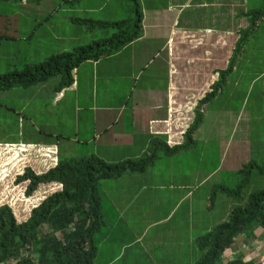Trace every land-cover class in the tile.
I'll return each instance as SVG.
<instances>
[{"label": "crops", "instance_id": "1", "mask_svg": "<svg viewBox=\"0 0 264 264\" xmlns=\"http://www.w3.org/2000/svg\"><path fill=\"white\" fill-rule=\"evenodd\" d=\"M16 1L19 4L13 6V21L0 23V74L21 71L63 53L44 52L49 38L54 44L61 41L51 33L49 19L55 11L67 15L68 10L79 8L74 7L78 3H67L68 0H60L51 10H43L46 6H40L42 2L31 6V0ZM139 3L142 26L145 14L152 15L156 22L151 37L148 29L142 27L139 38L118 53L79 65L72 72L71 85L62 89L57 90L59 76H54L29 88L6 91L13 94V99H19L18 107L7 110L16 112L18 118L12 120L20 128L18 135L30 137L29 141H7L0 146L27 152L25 167L44 172L59 158H81L80 154L117 162L151 154L159 141L168 147L180 144L192 122L196 103L211 91L219 72L226 69L233 55V72L239 69L254 36L260 28L264 29V18H259L264 7H259V0H163L162 3L139 0ZM109 4L110 0H99L97 6L87 4L83 11L90 13ZM74 18L79 17L72 13L66 19L73 24ZM244 34H247L244 47L234 52ZM142 55L146 58L140 61ZM155 59L160 65L150 71L148 65ZM260 73L264 75V67ZM206 104L201 106L206 108ZM160 156L161 150L141 173H125L99 182L100 202L112 207L107 217L102 215L105 223L122 224L123 228L126 224L124 230L130 232L140 223L146 225L141 234L122 242L115 255L100 249L106 241L104 236H98L102 227L95 236V263L138 264L146 253L155 259L163 256L183 259L188 255L187 247L194 243L195 255L189 262L194 264L199 256L196 238L225 221L232 206L227 212L221 211L224 206L215 208L209 199L213 188L201 191L193 199L194 192L211 173L202 177L198 168L191 170L195 183L188 182L185 177L175 176L171 165L161 172L155 164ZM49 185L60 188L55 182ZM150 229L155 230V239L147 251L151 243H143V233ZM162 230L171 233L172 245L165 244ZM250 243L245 237L238 239L226 257L240 253L246 256V261L259 262L258 253H254L256 247ZM187 260H182V264Z\"/></svg>", "mask_w": 264, "mask_h": 264}, {"label": "trees", "instance_id": "2", "mask_svg": "<svg viewBox=\"0 0 264 264\" xmlns=\"http://www.w3.org/2000/svg\"><path fill=\"white\" fill-rule=\"evenodd\" d=\"M75 1L68 0L67 3ZM128 2L131 5V17L121 21L71 19L73 24L89 29L112 28L116 30L112 38L51 56L47 61L27 66L21 71L0 74V92L29 88L54 76H59L57 90L62 89L71 85L72 72L82 63L116 54L138 39L142 31L143 12L139 0ZM259 18H264V10L259 11ZM246 39L247 34H244L235 45L234 52L244 47ZM234 65L233 55L226 69L219 72V78L211 91L196 103L192 122L180 144L168 147L164 141H159L160 146L157 143L151 154L117 162L89 155L59 158L54 166L44 172L25 167L15 180L17 186L28 180L25 197L33 196L41 185L52 182L59 183L61 189L34 208L25 222L19 223L9 206H0V264H95V236L105 225L101 214L99 182L118 178L125 173L145 171L160 150L162 154L173 155L188 148L193 143L192 134L201 122V105L217 95L221 83L232 74ZM254 169L264 176V161H251L240 169L241 179L234 189L219 185L213 188V192L218 191L235 201L240 200L237 202L243 201L244 190L250 185ZM44 226H47V230ZM259 232L264 235V188L250 194L244 206L232 207L225 221L196 238L199 256L194 264H257L255 260L245 261L246 256L226 257V254L243 234L247 238H255Z\"/></svg>", "mask_w": 264, "mask_h": 264}, {"label": "rangeland", "instance_id": "3", "mask_svg": "<svg viewBox=\"0 0 264 264\" xmlns=\"http://www.w3.org/2000/svg\"><path fill=\"white\" fill-rule=\"evenodd\" d=\"M40 2H42L40 6H46L42 8L43 10H51L53 6H57L61 1L31 0L29 5L36 6L35 3ZM160 2L162 3L163 0H160ZM73 3H78L74 7L79 8L68 10L67 15L58 13V11L53 12L51 15L49 19L51 33L60 37L61 41L54 44L49 38V45L44 51L45 53L69 52L77 46L91 45L99 40L110 39L116 33V30L109 27L89 29L83 25L70 24L66 18L72 13L79 18L88 17L94 20H110L113 22L131 17V5L128 0H110V4L106 8L91 11L90 13H85L83 11L84 7L87 4L95 7L99 0H77ZM18 4L16 0H0V23H5L7 20H11L9 22L13 21V17L11 18L13 16V6ZM259 7H264V0H259ZM20 21L26 22V19H21ZM27 22H29V19ZM46 26L49 27V25ZM155 26L156 22L152 15L145 14L142 27L145 30L146 28L148 29L146 32L150 37ZM144 58H146L145 55H142L139 60L142 61ZM159 65L160 62L155 59L150 62L148 69L151 71ZM263 67L264 29L260 28V31L254 36V43L251 44L245 60L240 62L239 69L225 78L224 82L221 83L220 91H218L213 100L207 102L206 108L201 106V122L192 134L193 143L190 147L172 156L162 154L159 161H156L155 164L160 167L161 172L171 165L175 176L185 177L188 182L192 180L195 183V174L191 176L189 173L191 170L195 171L198 168L202 177L211 173L209 177L204 179V185L194 192L193 199L201 191L211 190L219 185L234 189L241 179L240 169L251 161H264V75H260V70ZM253 79L255 80L252 82ZM18 100L17 97L13 99L12 93L0 92V143L7 141L19 143L27 141V138L30 137L20 138L21 135H18L19 126L11 124L15 123L12 117L15 119L18 117L16 112L12 111L10 113L7 110L11 106L18 107ZM1 148H4V150ZM80 153H83V151ZM27 154V152H22V150L0 146V206H9L19 223L28 220L34 208L59 190L56 186L45 185L41 186L33 196L25 197L28 180L19 186L15 185V180L17 174L21 173L23 168L28 165L29 157ZM80 157H82L81 154ZM31 163L32 161L29 162V164ZM212 170L214 171L211 172ZM263 188L264 176L257 169H254L250 185L244 190L243 201L237 202L240 200L235 201L218 191L215 193L212 191V197L210 195L211 198L209 199L210 202L214 203L215 208L224 206L221 211L227 212L231 206H244L250 194ZM100 203L101 214L107 217L112 207L106 202ZM145 225L146 222L140 223L130 232V229L124 230L127 226L126 224H124L123 228L122 224L107 221L100 234H98V236L106 238L104 247H100V249L115 255L116 250L122 248V242L131 241L135 235L141 234ZM44 229L47 230V226H44ZM162 233L165 244L167 246L172 245L171 233L167 230H162ZM143 235V243H151L147 245L148 251V249L153 247L152 241L155 239V230H147ZM245 238L251 241L250 245L256 247L254 248V253H258L256 259L262 261L264 259V235L258 233L255 238H247V236ZM143 248L145 249L146 247L143 246ZM258 248L261 249L258 250ZM185 251L186 245L183 248L184 253ZM187 251L188 255L185 258L181 259L182 256H178L176 260H170V256L155 259L152 254L146 253L141 256L138 264H175L176 262H179L177 264H182V260L185 259H188L185 263L189 264L195 255L194 243L187 247ZM235 251L240 250L236 248ZM235 257H241L240 253H236Z\"/></svg>", "mask_w": 264, "mask_h": 264}, {"label": "clouds", "instance_id": "4", "mask_svg": "<svg viewBox=\"0 0 264 264\" xmlns=\"http://www.w3.org/2000/svg\"><path fill=\"white\" fill-rule=\"evenodd\" d=\"M17 175H18V174H17ZM52 183H53V182H52ZM55 183H57V182H55ZM48 185H49V183H48ZM58 185H59V183H58ZM41 186H45V185H41ZM41 186H40V187H41ZM60 189H61V186H60L59 190H60ZM59 190H57V191H59ZM57 191H56V192H57ZM28 219H29V218H28ZM243 237H246V235L243 234V235H242L240 238H238V239H241V238H243ZM238 239H237V240H238ZM237 240H236V241H237ZM236 241H235V242H236ZM234 244H235V243H234ZM245 261H246V260H245ZM258 263L260 264V261H259Z\"/></svg>", "mask_w": 264, "mask_h": 264}, {"label": "built area", "instance_id": "5", "mask_svg": "<svg viewBox=\"0 0 264 264\" xmlns=\"http://www.w3.org/2000/svg\"><path fill=\"white\" fill-rule=\"evenodd\" d=\"M260 264H264V259L262 261H260Z\"/></svg>", "mask_w": 264, "mask_h": 264}]
</instances>
